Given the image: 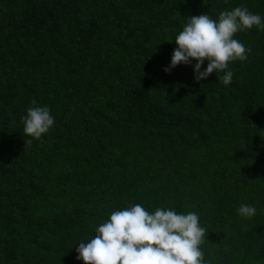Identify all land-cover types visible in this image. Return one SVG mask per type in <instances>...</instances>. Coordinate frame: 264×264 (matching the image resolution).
<instances>
[{
    "label": "trees",
    "instance_id": "16d2710c",
    "mask_svg": "<svg viewBox=\"0 0 264 264\" xmlns=\"http://www.w3.org/2000/svg\"><path fill=\"white\" fill-rule=\"evenodd\" d=\"M236 7L264 18V0H0V264H84L135 204L198 213L210 264H264V31L234 37L250 52L227 87L164 71L187 17ZM33 100L55 123L27 144Z\"/></svg>",
    "mask_w": 264,
    "mask_h": 264
},
{
    "label": "clouds",
    "instance_id": "9594fccd",
    "mask_svg": "<svg viewBox=\"0 0 264 264\" xmlns=\"http://www.w3.org/2000/svg\"><path fill=\"white\" fill-rule=\"evenodd\" d=\"M253 28L264 31V18L249 12L247 7L222 11L218 20L208 14L187 17V23L175 37L177 47L171 64L164 71L170 72L178 65H192L195 61L196 83L215 73L219 83L227 87L233 78L229 65L247 61L250 52L234 37ZM205 63L207 67L202 70ZM32 105L21 119L23 133L30 137L27 144L42 142L55 123L47 106H36L35 100ZM238 214L251 219L256 215V208L242 204ZM95 232L94 238L80 242L76 249L77 259L84 264H210L203 250L208 242L207 229L201 226L200 217L194 211L178 214L171 209L157 208L150 213L135 204L111 212Z\"/></svg>",
    "mask_w": 264,
    "mask_h": 264
}]
</instances>
